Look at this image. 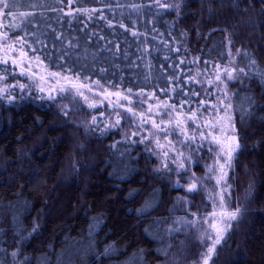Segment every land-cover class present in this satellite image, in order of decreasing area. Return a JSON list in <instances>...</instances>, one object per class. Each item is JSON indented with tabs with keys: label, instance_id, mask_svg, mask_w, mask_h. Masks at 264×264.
<instances>
[{
	"label": "trees",
	"instance_id": "trees-1",
	"mask_svg": "<svg viewBox=\"0 0 264 264\" xmlns=\"http://www.w3.org/2000/svg\"><path fill=\"white\" fill-rule=\"evenodd\" d=\"M160 3L179 9L156 0H15V16H1L4 41L39 57L44 71L112 95L95 108L72 91L48 99L20 88L25 77L0 63V264L196 263L206 252L199 237L211 231L201 219L214 207L205 179L211 154L187 160L181 144V173L164 161L162 145L169 128L177 144L185 139L178 119L195 128L184 112L222 95L207 81L215 80L213 65L228 63L229 48L241 51L236 63L249 74L229 82L240 149L226 203L240 214L209 264H264V0ZM17 5L31 15L21 17ZM189 72L203 84L189 82ZM116 112L120 125L106 128ZM93 116L105 127L92 125ZM192 173L203 187L189 193Z\"/></svg>",
	"mask_w": 264,
	"mask_h": 264
},
{
	"label": "snow or ice",
	"instance_id": "snow-or-ice-1",
	"mask_svg": "<svg viewBox=\"0 0 264 264\" xmlns=\"http://www.w3.org/2000/svg\"><path fill=\"white\" fill-rule=\"evenodd\" d=\"M156 3L161 8H175L177 10L179 9V4L169 5L167 3H160V0H156ZM15 6H16L15 0H0V16L14 17L15 13L12 12L11 9L14 8ZM67 14L71 15V13H67ZM22 15L27 16L31 14H22ZM121 26L123 27V25ZM16 27L19 26L17 25ZM4 39L5 40L8 39V36L6 34H4ZM17 42H20L22 44L27 43L26 41L23 40L22 37H18ZM229 44H231V41H229ZM4 47L8 51L12 50V45H4ZM32 51L35 52L36 49L33 48ZM240 55H241V51L238 49L236 50L235 56H233L231 48H229L227 56L224 57L225 59L228 60L227 65L224 66H221L219 64L213 65V67L216 69L217 74L215 75L214 81L208 80L207 83L210 86L215 83L217 85V92L222 93V95L216 96V103L200 100L197 102L196 110H192L191 108L189 109L191 115L188 116V120L192 121V123L195 124V128L189 130V128L184 124L182 120L179 119L177 120V126L180 128V134L185 136V139L180 142L186 148L189 149V155L185 157V159L191 160L194 155L198 154L201 151H207L209 154H211L212 163L207 165V174L205 179L208 180L214 179L215 184L217 186H220L221 188V191L218 194L219 202L216 203L214 200L213 211L209 213L207 217L201 218L203 223H207L209 225V229H211V231L204 230L202 235L199 237V241L201 245L206 249V252L200 254V258L196 262V264H209V262L213 259V256L217 255V247L224 242L227 231L232 227L231 222L237 220L240 214L239 208H236L234 211L229 210L227 208V203H226V196L229 195L228 189L231 187L227 182L228 170L232 168V163L235 158V154L240 149L239 138L236 135V128H235L234 106L230 102L232 95H235V93H230L229 82L242 81L243 78H246L249 75L248 72H246L245 68L239 67L236 63V56H240ZM25 56H27V53L21 51L20 57H25ZM18 59L19 58L12 59V63L16 64ZM36 59L39 60V57H36ZM198 59L199 58H197V60ZM8 62L9 59L7 58V53H6V58L0 60V63L7 64ZM195 62L196 61H193L191 63H195ZM184 63L185 61L183 60L180 61V64H184ZM204 63L207 64L208 61H205ZM250 63L254 64L255 61H251ZM205 71H207V69H205ZM21 74L24 73L22 72ZM201 75H202L201 72L196 73L197 77ZM188 76H189V82L200 83L201 85L203 84L202 80H197L196 77H193L190 72L188 73ZM3 79H6V77L0 76V80ZM170 79L175 83H177L178 85L184 83L181 77L176 76L175 73L172 74ZM221 85L222 87H220ZM19 87L23 88L24 85H19ZM73 87L75 88L76 86L73 85ZM40 90L43 91V89ZM171 90L173 92H177L178 94L187 95V93L183 92V89L178 90V88H172ZM3 91L4 89H0V92ZM89 91H91V89H89ZM164 91L165 93H167V90ZM60 92H64V89H60ZM77 95L81 96L84 99V101L87 103V106L89 108H95L98 106L95 102H90L89 97L85 96L84 93L82 91H79L78 89H77ZM108 95H112V94H108ZM114 95L119 96L120 93H115ZM191 95L198 96L201 95V92L191 90ZM208 95H216V93H208ZM48 99L54 100L56 99V97L49 96ZM124 99H128V97H124ZM187 103L188 101L185 100L183 103L179 104V107L182 109L184 107V104ZM165 107L169 109V112L176 111L177 109L176 104H168L165 105ZM127 111L132 112L133 109L128 108ZM169 112H166L165 115L169 114ZM203 113H210L212 118L210 120H203L202 123H196L197 120L202 119ZM115 115L117 117L115 122L107 125L106 128L117 127L120 125L121 119H123V117L119 112H116ZM91 123L92 125H97V119L95 116L92 117ZM153 124L154 127L158 129L160 128V125L156 124L155 122H153ZM203 129H208V131L205 132ZM131 135H136V133L133 132ZM197 136H199V140H197ZM157 144H159L158 140H157ZM164 155L167 156L168 153L165 152ZM180 155L183 156L184 155L183 152H181ZM173 162H175V158H173ZM179 169L181 170V173L188 172V168L185 166L183 162L179 164ZM191 181L192 182L188 184L186 188L187 192L191 193L203 187L201 180L195 177V173H192ZM176 186L181 187L179 179L176 181ZM216 208L221 209L219 213V221H217L216 219L217 217V212L215 210ZM192 215L195 217L197 216V213H192ZM182 223H185L190 227L196 226V221L185 220L182 221ZM220 225H223V227H221ZM15 255L16 253H13V256Z\"/></svg>",
	"mask_w": 264,
	"mask_h": 264
},
{
	"label": "rangeland",
	"instance_id": "rangeland-1",
	"mask_svg": "<svg viewBox=\"0 0 264 264\" xmlns=\"http://www.w3.org/2000/svg\"><path fill=\"white\" fill-rule=\"evenodd\" d=\"M16 9H18V11L22 14H28V10H22L20 11L21 7L19 5H17ZM21 17H26V15H23ZM0 29H1V16H0ZM4 45H9L7 41H4L3 36H2V32L0 30V60H3L6 58V53H7V58L9 59V62L11 65H15L16 69L20 72V73H24L22 74V76L25 77V82L22 84L24 85L25 88L27 89H31V90H36L41 96L43 97H49V96H56L58 94H61L63 92H60V89H64V91H72V92H77V89L79 91H82L85 95V90H87L88 95L90 96L91 100L89 99L90 102H95L96 104L99 102H109L108 100L110 99V94L107 91H103L101 93H99V91L95 88H89L87 85L85 84H76L75 81L69 79L67 76L65 75H60L57 73H51V72H47L44 71V68L40 65V63L35 60L34 58H30V57H20V50H18L16 47L12 46V50L8 51L5 49ZM17 63L13 64L12 63V59H17ZM22 61V63H21ZM227 65V63L225 64ZM224 66V65H221ZM55 74V75H53ZM214 74H217L216 69H214ZM215 78V75H214ZM73 85H75L76 87L74 88ZM222 87V85L220 86ZM40 89H43V91H41ZM89 89H91V91H89ZM84 100V99H83ZM85 102V101H84ZM211 103H216L215 101H210ZM87 104V103H86ZM111 104V103H109ZM185 116H190L189 114L185 113ZM205 114V113H204ZM203 114V115H204ZM212 117L210 115V113H206L205 117L202 119L203 120H210ZM202 121L200 122V120H197L196 123H202ZM177 124V122L175 123V125ZM97 125H102L103 127H105L106 125V121H103L102 124H99L97 122ZM164 128H169V124H167L166 127ZM170 129V128H169ZM166 130L167 133H165L164 138L165 140H168V142L164 145H162V148L164 149V153L167 152L168 155L165 156L163 154V159L164 161L166 160H170L172 162V164H174L175 166H177L179 168V164L181 162H183V156L180 155L181 152H185L182 149H179L180 145L182 144L180 143H176L174 140L171 139L170 137V131ZM205 132L208 131V129H203ZM161 134L166 132L165 130H160ZM177 131L180 132V128L177 126ZM180 134V133H179ZM197 138H199V136H197ZM183 137L181 136L178 141H183L182 140ZM171 142V143H169ZM173 158H175V162H173ZM184 164H186V162H183ZM212 184H213V189L208 191V196L212 197L213 200H215L216 203L219 202V193L221 191L220 186H217L215 184V180L212 179ZM214 204V202H213ZM221 209L217 208L216 212H217V221H219V213H220ZM177 222H180L181 219H176ZM221 227H223V225H220ZM164 264H184V263H180L179 261L176 262V259H171L168 260L166 263ZM186 264H196L195 262L193 263H186Z\"/></svg>",
	"mask_w": 264,
	"mask_h": 264
}]
</instances>
